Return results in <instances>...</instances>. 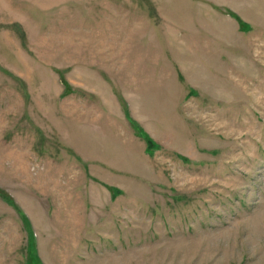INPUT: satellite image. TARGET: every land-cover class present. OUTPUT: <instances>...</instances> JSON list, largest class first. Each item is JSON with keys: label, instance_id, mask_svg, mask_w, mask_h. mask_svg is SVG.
I'll return each mask as SVG.
<instances>
[{"label": "rangeland", "instance_id": "rangeland-1", "mask_svg": "<svg viewBox=\"0 0 264 264\" xmlns=\"http://www.w3.org/2000/svg\"><path fill=\"white\" fill-rule=\"evenodd\" d=\"M0 264H264V0H0Z\"/></svg>", "mask_w": 264, "mask_h": 264}]
</instances>
